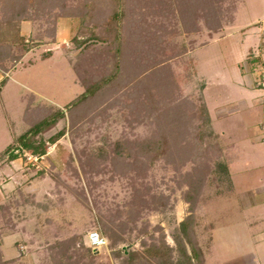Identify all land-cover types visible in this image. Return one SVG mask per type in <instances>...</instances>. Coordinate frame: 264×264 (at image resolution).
Listing matches in <instances>:
<instances>
[{
	"label": "rangeland",
	"instance_id": "374dc122",
	"mask_svg": "<svg viewBox=\"0 0 264 264\" xmlns=\"http://www.w3.org/2000/svg\"><path fill=\"white\" fill-rule=\"evenodd\" d=\"M184 4L192 6L191 0ZM221 8L222 27L210 36L204 27L186 35L179 25L176 33L164 36L167 52L169 47L186 50L168 59L182 95L191 102L202 101L208 114L210 123L200 135L201 145L220 148L215 157V150L210 149L212 169L202 185L186 178H195L193 172L200 162L194 152L180 157L172 149L151 161H145L137 150L125 159L129 170L121 176L109 168L91 170L85 164L87 155L100 160L99 149L116 140H135L146 128L145 113L135 114L125 106L124 91L106 93L94 98L93 108L80 113L75 130L49 140L67 128L63 118L44 132V153L17 148L15 159L0 162L2 259H11L13 264L59 260L63 264H127L128 253L134 252L138 264H156L154 253L162 251L166 259L162 257L161 264H201L196 254H190V246L196 245L202 264H239L242 254L254 253L252 238L264 232V87L259 84V75L264 73V0H223ZM54 11L52 41L41 12L36 18L5 25L4 32L16 29L33 45L23 54L22 63L0 66V84L7 78L0 87V153L27 130V116L34 120L37 109L63 107L83 91L72 69L78 49L70 41L78 19L63 14L65 9ZM39 37L43 40L38 41ZM46 52L49 56L42 58ZM252 57L260 61L251 70L246 60ZM116 98L117 102L106 104ZM133 182L146 199L155 197L156 202L129 220V213L121 211ZM193 192L196 200L190 211L186 197ZM189 214L184 224L186 240L179 222ZM92 229L106 240L97 250L84 245Z\"/></svg>",
	"mask_w": 264,
	"mask_h": 264
},
{
	"label": "trees",
	"instance_id": "16d2710c",
	"mask_svg": "<svg viewBox=\"0 0 264 264\" xmlns=\"http://www.w3.org/2000/svg\"><path fill=\"white\" fill-rule=\"evenodd\" d=\"M60 1L32 0L27 4V0H0V12H2V15L0 14V66L4 69L7 68L8 63L14 66L33 45L25 41V37L20 35L16 29L13 30L14 32H4L6 24H18L19 21L36 18L39 15L37 13L41 12L48 24L45 32H48L46 33L52 41L55 39V17L57 16L54 9L56 7L65 9L66 12L63 14L74 16L79 23L70 41L78 49L72 69L78 83L83 87V91L63 107L47 106L37 109L41 114H35L34 120H30L27 116L26 120L29 124L27 130L18 135L15 141L0 153V162L4 159H15L18 154L14 153V150L17 148L19 150L31 149L38 155L44 153V140L41 135L52 129L59 120L66 118L68 126L66 129L62 127L50 137L51 141L63 135L65 130H75L80 121L78 118L80 113L93 108L94 98L96 100L106 93L113 95L115 91L121 93L124 91L125 106L135 114L144 115L145 113V133L141 137L137 135V138L132 141L116 140L106 149L98 150L97 155L102 157L100 160L87 155L85 164L87 163L94 172L109 168L121 176L123 171L129 170L127 167L129 163H126L125 159L131 157L139 149L145 156V161L156 159L169 149L176 150L173 154L180 157L194 152L193 157L198 158L200 162L196 171L193 172L195 178L192 175L186 178L202 185L212 169L209 162L211 163L214 158L212 160L209 158L210 149L215 150V157L220 148L217 145L215 149L212 146L201 145L200 135L203 132L206 133L210 123L208 114L202 101L196 104L195 101H189L188 96L182 95L178 79L168 59L179 56L178 54L186 50L183 46L178 47V50L169 47L170 50L167 52L168 44L164 36L176 33L177 25L186 35L197 33L203 27L208 30L209 36L217 32L223 24L219 16L223 11L221 8L223 0H199L198 2L191 0L192 6L190 7L183 5L189 0H145V2L144 0H69L66 4H59ZM100 1L106 5L102 7V4H98ZM127 3L131 4L128 6ZM193 3L196 4L193 5ZM33 11L36 14H32ZM167 23H170L172 27H169ZM143 38H145V43H142ZM42 40L40 38L38 41ZM49 54L46 52L41 57L46 58ZM246 61L252 70V65L260 60L258 57H252ZM6 80L7 78H4L1 81L0 87ZM117 100L118 98L110 100L106 104L110 105ZM25 111L29 112L27 108ZM16 143H18L17 146ZM123 151L126 152V156H122ZM110 153L112 155H109ZM105 158L112 164L105 162ZM201 161L207 166L200 165ZM113 163L116 164L113 165ZM201 166H203L204 174L201 173ZM130 185L132 186L131 196L121 212L129 213L127 214L128 219L135 220L143 208L148 207L149 203L156 202V198L146 199L137 182ZM195 195L196 192H193L192 195L189 193L186 197L190 202V211L194 207ZM191 216L192 214L185 216L179 222V228ZM103 228L106 230L107 225L103 224ZM183 230V237L187 240L189 235L185 225ZM190 247L191 256L196 254V259L202 264L203 256L198 247L196 245ZM164 250L170 252L167 246ZM181 253L187 257L189 262L191 261L184 246H181ZM137 254L129 252L126 263L138 264L139 261H135ZM158 254L163 253L162 251L154 253L156 257L153 261L161 264L163 255ZM0 264H13V260L2 259L0 253ZM53 264L63 263L59 260Z\"/></svg>",
	"mask_w": 264,
	"mask_h": 264
},
{
	"label": "crops",
	"instance_id": "0c3cea01",
	"mask_svg": "<svg viewBox=\"0 0 264 264\" xmlns=\"http://www.w3.org/2000/svg\"><path fill=\"white\" fill-rule=\"evenodd\" d=\"M60 33L61 32H59L58 35ZM25 55H27V53H25ZM25 55L21 57V59L18 61L17 64L22 63V60L25 59ZM29 65H32V63H29ZM30 95L33 96L35 94L31 93ZM260 233L261 234L256 235V237L252 238L253 240L252 245L254 246V253H252V251L250 250L251 253L248 251L247 253L242 254L240 257L239 264H264V232L262 231ZM84 245L88 247L86 244V240L84 242Z\"/></svg>",
	"mask_w": 264,
	"mask_h": 264
},
{
	"label": "built area",
	"instance_id": "2783aa9c",
	"mask_svg": "<svg viewBox=\"0 0 264 264\" xmlns=\"http://www.w3.org/2000/svg\"><path fill=\"white\" fill-rule=\"evenodd\" d=\"M259 77H260L259 84L264 87V73L260 74ZM85 240H86L87 246L95 250L106 245V240L104 236L96 229H92L88 231L86 234Z\"/></svg>",
	"mask_w": 264,
	"mask_h": 264
}]
</instances>
